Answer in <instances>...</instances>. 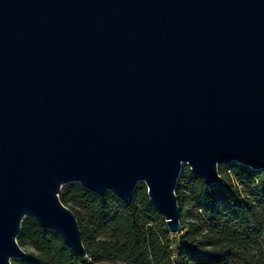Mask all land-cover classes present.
Returning a JSON list of instances; mask_svg holds the SVG:
<instances>
[{"label":"water","instance_id":"water-1","mask_svg":"<svg viewBox=\"0 0 264 264\" xmlns=\"http://www.w3.org/2000/svg\"><path fill=\"white\" fill-rule=\"evenodd\" d=\"M230 162L264 170V0H0V264L26 217L87 256L66 184L177 234L183 165Z\"/></svg>","mask_w":264,"mask_h":264},{"label":"trees","instance_id":"trees-1","mask_svg":"<svg viewBox=\"0 0 264 264\" xmlns=\"http://www.w3.org/2000/svg\"><path fill=\"white\" fill-rule=\"evenodd\" d=\"M233 167L240 183L246 172L250 180L254 179L246 167ZM222 178L224 183L207 186L183 166L175 187L183 232L176 247H172L175 235H169L164 221L143 228L138 196L147 214L160 216L149 202L143 183L135 188L131 203L124 204L121 212H113V204L119 199L110 192L99 196L78 183L66 184L59 191V199L75 214L87 256L79 257L56 232L42 229L26 217L17 243L22 246L29 242L37 253L29 252L11 264H50L48 258L55 264H100L110 259L131 264H264V213L241 197L229 175ZM259 181L264 189V174ZM187 202L197 214L190 221L184 213ZM74 206H80L85 215L76 212ZM99 231L110 236L97 238Z\"/></svg>","mask_w":264,"mask_h":264},{"label":"rangeland","instance_id":"rangeland-1","mask_svg":"<svg viewBox=\"0 0 264 264\" xmlns=\"http://www.w3.org/2000/svg\"><path fill=\"white\" fill-rule=\"evenodd\" d=\"M234 165H239L233 162L224 164V165H219L217 167L219 174L221 175V177L225 176V174L229 175V177L232 179V183L235 184L237 186L238 192L241 195V197L247 201H250L251 203L255 204L258 208L259 211L261 213H264V189H262V187L260 186V181H259V177H261L264 174V170H254L251 169L249 167H246V169L248 171L253 172L254 179L250 180V174L248 172L242 174V179L240 180L241 183L239 181H237V177L234 173V170L232 168ZM184 166V165H183ZM183 168V167H182ZM64 187V186H62ZM140 187L139 183L137 184L136 188ZM62 189V188H61ZM61 191V190H60ZM111 193V192H110ZM112 195H114L113 193H111ZM115 196V195H114ZM116 197V196H115ZM117 198V197H116ZM137 206L138 209L141 210L142 214H141V219H142V226L145 229L146 227L152 226L154 227L159 221H163V217L160 215L159 217H155L153 215L147 214L145 211V207L143 206L142 202H141V198L138 196L137 199ZM188 203V202H187ZM184 205V213H185V217H186V221H190L191 219H195L197 217L196 214V209L193 206V204H187ZM124 202H122L120 199L115 201L113 204V212H121L123 211V207H124ZM179 204V203H178ZM71 206V205H70ZM74 210L78 213H80L82 216L85 215V212L83 211V209L80 206H74ZM170 236L175 235V243L172 245V247H176L178 246L177 242L180 240L181 236L183 235V232L180 231L177 234H170ZM95 236L97 238H104L107 239L110 235L108 233H103V232H98L95 234ZM16 241H18V238L16 237ZM25 252L26 254L29 252H35V249L33 248V246L29 243V242H25L24 245L20 246ZM19 259V258H17ZM12 259L11 263L15 262L17 260ZM48 261L50 264H55V261L51 258H48ZM100 264H131L126 260L123 259H110V260H101ZM198 264V263H196Z\"/></svg>","mask_w":264,"mask_h":264}]
</instances>
